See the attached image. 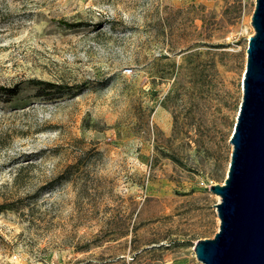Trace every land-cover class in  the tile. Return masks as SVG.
Returning <instances> with one entry per match:
<instances>
[{"label":"rangeland","instance_id":"374dc122","mask_svg":"<svg viewBox=\"0 0 264 264\" xmlns=\"http://www.w3.org/2000/svg\"><path fill=\"white\" fill-rule=\"evenodd\" d=\"M254 8L0 0V264H203Z\"/></svg>","mask_w":264,"mask_h":264},{"label":"water","instance_id":"95a60500","mask_svg":"<svg viewBox=\"0 0 264 264\" xmlns=\"http://www.w3.org/2000/svg\"><path fill=\"white\" fill-rule=\"evenodd\" d=\"M251 23L229 168L210 185L220 196L219 228L194 243L203 264H264V0H255Z\"/></svg>","mask_w":264,"mask_h":264},{"label":"trees","instance_id":"16d2710c","mask_svg":"<svg viewBox=\"0 0 264 264\" xmlns=\"http://www.w3.org/2000/svg\"><path fill=\"white\" fill-rule=\"evenodd\" d=\"M0 89H1L0 91H3V92H9V93H11V92H15V91L17 90L16 87H15V88L1 87Z\"/></svg>","mask_w":264,"mask_h":264}]
</instances>
